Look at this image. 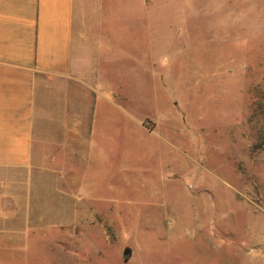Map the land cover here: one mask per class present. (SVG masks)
<instances>
[{
	"label": "rangeland",
	"instance_id": "obj_1",
	"mask_svg": "<svg viewBox=\"0 0 264 264\" xmlns=\"http://www.w3.org/2000/svg\"><path fill=\"white\" fill-rule=\"evenodd\" d=\"M83 8L113 159L39 175L0 264H264V0Z\"/></svg>",
	"mask_w": 264,
	"mask_h": 264
},
{
	"label": "crops",
	"instance_id": "obj_2",
	"mask_svg": "<svg viewBox=\"0 0 264 264\" xmlns=\"http://www.w3.org/2000/svg\"><path fill=\"white\" fill-rule=\"evenodd\" d=\"M83 3L0 0L1 229L31 227L39 175H54L60 163L63 175L81 161L83 170L111 165V143L96 125L117 104L97 79Z\"/></svg>",
	"mask_w": 264,
	"mask_h": 264
},
{
	"label": "water",
	"instance_id": "obj_3",
	"mask_svg": "<svg viewBox=\"0 0 264 264\" xmlns=\"http://www.w3.org/2000/svg\"><path fill=\"white\" fill-rule=\"evenodd\" d=\"M130 254V250L129 249H126L124 252H123V255L124 256H127V255H129Z\"/></svg>",
	"mask_w": 264,
	"mask_h": 264
},
{
	"label": "clouds",
	"instance_id": "obj_4",
	"mask_svg": "<svg viewBox=\"0 0 264 264\" xmlns=\"http://www.w3.org/2000/svg\"><path fill=\"white\" fill-rule=\"evenodd\" d=\"M221 23H223V24H226V23H227V21H226V20H224V21H221Z\"/></svg>",
	"mask_w": 264,
	"mask_h": 264
}]
</instances>
